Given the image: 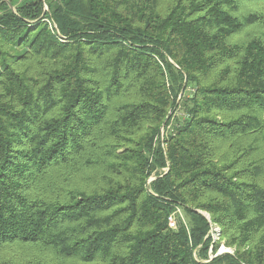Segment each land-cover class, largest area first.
I'll use <instances>...</instances> for the list:
<instances>
[{"label": "trees", "instance_id": "obj_1", "mask_svg": "<svg viewBox=\"0 0 264 264\" xmlns=\"http://www.w3.org/2000/svg\"><path fill=\"white\" fill-rule=\"evenodd\" d=\"M263 2L0 0V264H264Z\"/></svg>", "mask_w": 264, "mask_h": 264}, {"label": "rangeland", "instance_id": "obj_2", "mask_svg": "<svg viewBox=\"0 0 264 264\" xmlns=\"http://www.w3.org/2000/svg\"><path fill=\"white\" fill-rule=\"evenodd\" d=\"M256 7H257V11L264 13V2L258 4ZM181 113L182 112H179V114H181ZM162 133H163V131H162ZM203 213H205V212H203ZM182 214H181V216H182ZM206 216H208V215L206 214ZM182 217H183V220H184L185 219V216L183 215ZM213 238L216 240L218 238V236H216L214 234ZM220 251L221 252H224V251L232 252L233 251V248H229V247L224 246L223 244H220L217 253L220 252Z\"/></svg>", "mask_w": 264, "mask_h": 264}, {"label": "built area", "instance_id": "obj_3", "mask_svg": "<svg viewBox=\"0 0 264 264\" xmlns=\"http://www.w3.org/2000/svg\"><path fill=\"white\" fill-rule=\"evenodd\" d=\"M168 225L171 229H176L177 227V218L175 216V213L171 214L169 217H168ZM214 234L216 236L219 235V230L216 226H213L212 227V236H214Z\"/></svg>", "mask_w": 264, "mask_h": 264}, {"label": "water", "instance_id": "obj_4", "mask_svg": "<svg viewBox=\"0 0 264 264\" xmlns=\"http://www.w3.org/2000/svg\"><path fill=\"white\" fill-rule=\"evenodd\" d=\"M198 213L202 214L203 216H205L207 219L209 218L208 216H206V213H203L201 211H197ZM208 215V214H207ZM224 252H228V251H224ZM220 253H223V252H218L216 255L220 254Z\"/></svg>", "mask_w": 264, "mask_h": 264}]
</instances>
